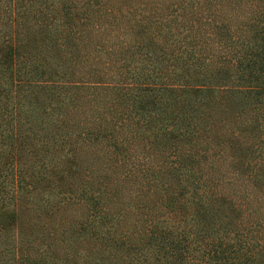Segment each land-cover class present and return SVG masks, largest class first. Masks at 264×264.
<instances>
[{
  "label": "trees",
  "instance_id": "trees-1",
  "mask_svg": "<svg viewBox=\"0 0 264 264\" xmlns=\"http://www.w3.org/2000/svg\"><path fill=\"white\" fill-rule=\"evenodd\" d=\"M0 264H264V0H0Z\"/></svg>",
  "mask_w": 264,
  "mask_h": 264
}]
</instances>
